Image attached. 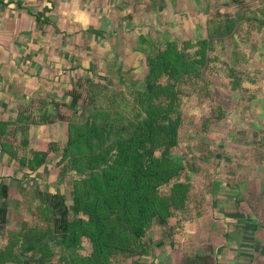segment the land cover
<instances>
[{"label": "rangeland", "instance_id": "374dc122", "mask_svg": "<svg viewBox=\"0 0 264 264\" xmlns=\"http://www.w3.org/2000/svg\"><path fill=\"white\" fill-rule=\"evenodd\" d=\"M241 2L149 0L146 5L139 0L142 6H138L130 0L111 8L109 21L102 22L94 33H73L72 24L61 23L57 34L44 32L45 40L39 38L36 47L27 44L21 55L0 54V119L14 120L20 111L24 119L29 107L37 113L43 107L41 101H57L64 113L66 106L60 103H70L67 91L77 80L103 81L125 92L143 88L148 55L163 49L168 41L214 40L206 75L213 81L217 97L203 86L195 91L198 94L185 97L181 106L185 119L180 138L183 145L198 146H193L187 160L194 167L185 166L183 174L192 183L187 215L180 211L169 218L168 225L154 224L148 232L151 246L147 254L126 260L120 257L118 264H131L129 259H167L171 248L184 256L183 249L194 234L204 238L211 225L218 226L219 232L225 226L232 229L240 249H251L243 244L264 245V26L260 29L257 24L264 20V0ZM125 13L127 16L120 15ZM59 16L55 19L62 22ZM112 18L120 21L110 24ZM231 71L239 79L238 86L233 77H227ZM217 108L223 113L211 116ZM14 136L18 143L22 136L18 129L10 138ZM66 137L61 121L29 128L25 153L47 151V163L30 175L0 152V177H6L0 180L14 186L4 199L9 209L6 231L19 232L24 223L35 224L31 211L39 202V191L63 193L70 200L73 175L57 162ZM203 150L207 152L203 154ZM166 152L181 162L180 151ZM195 175L199 179L192 182ZM248 191H253L251 204L246 201ZM196 209L203 216L193 214ZM6 231L0 230V250L6 243ZM20 255L27 264V254ZM256 263L264 264V259Z\"/></svg>", "mask_w": 264, "mask_h": 264}, {"label": "trees", "instance_id": "16d2710c", "mask_svg": "<svg viewBox=\"0 0 264 264\" xmlns=\"http://www.w3.org/2000/svg\"><path fill=\"white\" fill-rule=\"evenodd\" d=\"M257 24L261 29L264 20ZM213 46L210 37L168 41L148 55L143 88L125 92L103 81L77 80L67 91L70 103L60 101L64 113L50 100L41 101L37 113L29 107L24 119L21 111L14 120L0 119V152L28 175L47 163L46 150L25 153L29 128L63 122L67 140L57 162L73 175L70 203L63 193L39 191L31 211L35 224L24 223L19 232L6 231L9 209L4 199L14 186L0 180V230L6 231L0 264H23L20 252L27 254V264H118L120 257L147 254L154 224L165 226L180 211L187 215L192 183L183 174L185 166L195 163L187 161L194 145H183L180 138L185 119L181 106L203 86L217 97L206 75ZM231 73L227 77L238 86L237 75ZM219 111L214 109L211 116L218 117ZM16 129L22 135L18 143L15 136L10 138ZM167 150L180 151L181 162ZM253 191L247 192L248 203ZM198 212L203 216L199 209L193 214ZM55 256L57 262L52 261Z\"/></svg>", "mask_w": 264, "mask_h": 264}, {"label": "crops", "instance_id": "0c3cea01", "mask_svg": "<svg viewBox=\"0 0 264 264\" xmlns=\"http://www.w3.org/2000/svg\"><path fill=\"white\" fill-rule=\"evenodd\" d=\"M126 1L130 0H0V54L21 55L27 44L28 46L35 44L36 47L39 38L45 40L44 32L57 34L61 23L72 24L73 33L77 31L94 33L95 28L101 26L102 22L109 21L108 14L111 8ZM143 1L146 5L149 3V0ZM134 2L142 6L139 0ZM61 12L64 14L60 15L62 22L59 18L55 19ZM120 15L127 16V13ZM119 21L112 18L110 24ZM122 22L124 23L125 20ZM218 228L216 225H211V229H207L202 239L194 234L189 245L183 249L186 254L184 256L179 255V249L171 248V251L167 249V259H132V261L129 259L128 261L131 264H255L257 259H264V245L254 248L253 243L243 244L244 247L248 246L251 249H240L238 237L236 240L232 229L225 226L219 232Z\"/></svg>", "mask_w": 264, "mask_h": 264}]
</instances>
